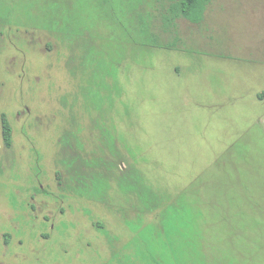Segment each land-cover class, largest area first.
<instances>
[{
  "label": "rangeland",
  "instance_id": "rangeland-1",
  "mask_svg": "<svg viewBox=\"0 0 264 264\" xmlns=\"http://www.w3.org/2000/svg\"><path fill=\"white\" fill-rule=\"evenodd\" d=\"M178 1L0 0V264H264V0Z\"/></svg>",
  "mask_w": 264,
  "mask_h": 264
},
{
  "label": "crops",
  "instance_id": "crops-1",
  "mask_svg": "<svg viewBox=\"0 0 264 264\" xmlns=\"http://www.w3.org/2000/svg\"><path fill=\"white\" fill-rule=\"evenodd\" d=\"M205 58V57H204ZM207 59H215L216 57L209 56ZM247 62V68L244 72V79L242 83L233 84L232 81L228 82V86H222V90H235V101H241L242 104L237 107H244V108H237V107H230L232 104H229L226 106V110H234L235 111V117L242 118L244 120H251L250 122H258L264 120V109L263 112H259L260 108H264V58L259 56L255 58H248ZM209 76L211 77V88L212 92H218L220 93L219 89L214 87V82L216 81V78L218 74L214 72V70H208ZM208 71L206 70L204 72L203 78L200 79L201 83H204V76L208 75ZM203 73V71L200 72V75ZM199 75V76H200ZM200 86V83H197ZM200 91V90H199ZM225 93H228L226 91ZM220 95V94H219ZM216 97L213 95V98ZM225 96L222 98L224 99ZM230 95H228L227 101H229ZM215 99V98H214ZM205 106V105H203ZM212 107H215L212 105ZM220 109H223L225 107H219ZM245 112V113H243ZM229 114V112H228ZM259 122V124H260Z\"/></svg>",
  "mask_w": 264,
  "mask_h": 264
},
{
  "label": "trees",
  "instance_id": "trees-1",
  "mask_svg": "<svg viewBox=\"0 0 264 264\" xmlns=\"http://www.w3.org/2000/svg\"><path fill=\"white\" fill-rule=\"evenodd\" d=\"M205 11V0H179L172 7V12L176 17H181L194 24L203 21ZM0 122L3 144L5 148L9 149L12 146V128L6 115H1Z\"/></svg>",
  "mask_w": 264,
  "mask_h": 264
}]
</instances>
